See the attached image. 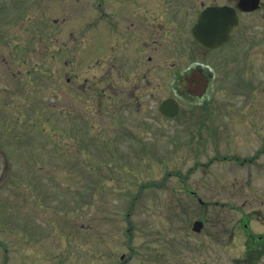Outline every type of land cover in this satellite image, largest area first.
Returning <instances> with one entry per match:
<instances>
[{
    "label": "rangeland",
    "instance_id": "1",
    "mask_svg": "<svg viewBox=\"0 0 264 264\" xmlns=\"http://www.w3.org/2000/svg\"><path fill=\"white\" fill-rule=\"evenodd\" d=\"M122 1L0 0V264H182L205 237L194 221L234 222L230 207L262 189L249 182V74L254 62L261 84L263 61L249 15L208 106L167 119V82L138 87L130 63L105 78L120 54L103 48V9ZM178 1L191 27L237 0Z\"/></svg>",
    "mask_w": 264,
    "mask_h": 264
},
{
    "label": "flooded vegetation",
    "instance_id": "2",
    "mask_svg": "<svg viewBox=\"0 0 264 264\" xmlns=\"http://www.w3.org/2000/svg\"><path fill=\"white\" fill-rule=\"evenodd\" d=\"M179 3L178 0H124L121 8L118 5L119 13L114 14L108 12V3L103 9V48L106 53L117 51L120 54L110 56L109 61L105 59L107 80L114 69L122 76V69L130 63L138 71V87L142 81L150 84L151 78L167 82L170 89L161 100L175 99L181 111L183 103L205 105L211 99L212 86L219 79L218 66L225 60L223 49H227L235 37L233 30L230 42L218 48L200 43L187 17L183 16L182 20L177 15L174 17V12L180 10ZM263 11L264 0H259L254 11H238L239 17L249 15V52L261 51L263 55L261 84L255 83L254 62L249 74V182L260 174L262 189L250 191L254 195L249 194V204L230 207L238 214V220L215 223L201 220L202 228L193 232L205 233V237L195 239L193 247L185 244L188 253L182 264H264V13L260 23L254 20V16ZM206 80L208 86L203 89ZM257 122L259 126L255 125ZM255 129L260 133L257 147ZM193 227L194 223L192 230Z\"/></svg>",
    "mask_w": 264,
    "mask_h": 264
},
{
    "label": "water",
    "instance_id": "3",
    "mask_svg": "<svg viewBox=\"0 0 264 264\" xmlns=\"http://www.w3.org/2000/svg\"><path fill=\"white\" fill-rule=\"evenodd\" d=\"M257 0H240L239 8L243 11L254 10ZM238 23L235 9L229 6L207 7L199 16L198 23L193 32L200 42L208 46H219L229 40L230 33ZM161 112L168 116H175L178 113V104L172 100L162 103ZM201 222H196L194 229L199 231Z\"/></svg>",
    "mask_w": 264,
    "mask_h": 264
}]
</instances>
